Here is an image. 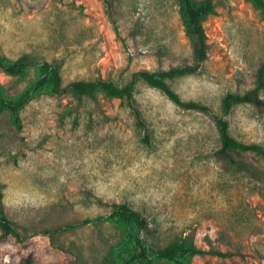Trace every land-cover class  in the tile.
<instances>
[{
    "label": "rangeland",
    "instance_id": "rangeland-1",
    "mask_svg": "<svg viewBox=\"0 0 264 264\" xmlns=\"http://www.w3.org/2000/svg\"><path fill=\"white\" fill-rule=\"evenodd\" d=\"M212 1L206 61L169 84L182 101L220 115L227 94L254 88L264 22L246 0ZM0 53L57 64L64 87L98 79L124 86L135 72L193 63L178 0H0ZM31 78L0 73L7 96ZM133 99L144 128L126 101L102 94H42L22 110L21 131L0 117L1 208L22 238L0 231V264H105L119 235L93 222L112 204L142 214L155 247L193 238L202 254L192 264H264V181L218 154L210 116L143 82ZM226 120L232 137L264 147V108L238 105ZM232 155L263 168L251 154Z\"/></svg>",
    "mask_w": 264,
    "mask_h": 264
},
{
    "label": "trees",
    "instance_id": "trees-1",
    "mask_svg": "<svg viewBox=\"0 0 264 264\" xmlns=\"http://www.w3.org/2000/svg\"><path fill=\"white\" fill-rule=\"evenodd\" d=\"M258 12L264 22V0H246ZM179 16L186 37L193 46V63L184 67H176L167 71H139L132 74L130 81L124 86L102 79L94 81H74L64 87L59 72V66L48 62H33L27 55L17 60H11L0 53V73L5 76L27 82L24 89L15 96H7L0 82V117L6 114L10 124L17 130H22L21 112L34 98L42 94L60 96L70 94L76 100L95 98L102 94L127 102L133 113L137 126L144 128L140 112L137 110L133 95L137 82L162 92L171 102L183 110L197 111L212 118L218 134L220 149L218 154L229 160L235 169H242L250 177L264 181V147L258 144H246L231 136L229 122L226 116L238 105H253L264 108L260 94L264 91V63L260 65L255 76L254 88L242 95L227 94L221 101L220 115L215 114L209 107L197 102L182 101L176 94L169 81L196 74L207 59L206 35L203 28L204 20L214 14L215 6L212 0H178ZM148 143V138L145 137ZM232 154H251L263 163L259 169L244 161L234 159ZM2 192L0 185V231L21 242L22 238L17 226L7 219L1 208ZM95 224H107L114 228L119 240L111 245L104 259L105 264H192L196 256L202 254L193 238H179L165 247H155L144 237L149 232L147 219L132 210L127 204H112L110 212L96 218Z\"/></svg>",
    "mask_w": 264,
    "mask_h": 264
}]
</instances>
